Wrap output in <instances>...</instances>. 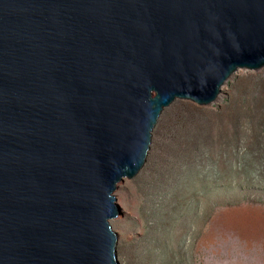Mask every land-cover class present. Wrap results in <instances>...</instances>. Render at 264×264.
I'll list each match as a JSON object with an SVG mask.
<instances>
[{"label":"water","instance_id":"water-1","mask_svg":"<svg viewBox=\"0 0 264 264\" xmlns=\"http://www.w3.org/2000/svg\"><path fill=\"white\" fill-rule=\"evenodd\" d=\"M263 69L264 0H0V264H118L163 111Z\"/></svg>","mask_w":264,"mask_h":264},{"label":"rangeland","instance_id":"rangeland-1","mask_svg":"<svg viewBox=\"0 0 264 264\" xmlns=\"http://www.w3.org/2000/svg\"><path fill=\"white\" fill-rule=\"evenodd\" d=\"M115 197L118 264H264V69L166 108Z\"/></svg>","mask_w":264,"mask_h":264},{"label":"bare ground","instance_id":"bare-ground-1","mask_svg":"<svg viewBox=\"0 0 264 264\" xmlns=\"http://www.w3.org/2000/svg\"><path fill=\"white\" fill-rule=\"evenodd\" d=\"M116 203H117V199H116ZM117 206V205H116ZM118 207V206H117Z\"/></svg>","mask_w":264,"mask_h":264}]
</instances>
